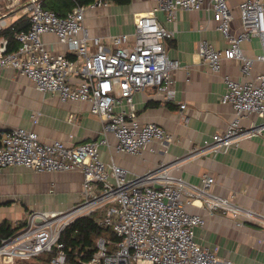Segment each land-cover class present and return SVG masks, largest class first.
I'll list each match as a JSON object with an SVG mask.
<instances>
[{"label": "built area", "instance_id": "2783aa9c", "mask_svg": "<svg viewBox=\"0 0 264 264\" xmlns=\"http://www.w3.org/2000/svg\"><path fill=\"white\" fill-rule=\"evenodd\" d=\"M111 2L94 0L85 5L75 1L61 15L45 7L43 0H0V32L20 10L29 18V27L15 32L18 49L8 50L9 39L0 38V66L30 78L43 93L58 94L63 101L88 102L90 111L103 119L105 135L69 145L59 139L43 141L36 130L23 126L0 131V171L23 166L39 172L79 170L84 175L79 202L64 210L31 211L24 223L18 222L14 233L0 235V260L17 264L48 252L51 264H66L61 235L77 218L90 216L99 225L112 228L120 239L98 237L97 252L83 264H233L196 240L195 229L206 224L207 216L189 207L200 201L207 215L221 211L239 226L249 219L264 224L262 212L212 192L215 178L210 174L204 176L202 185H196L175 174L167 162H160L131 175L114 157L104 161L100 147L111 146L110 133L116 139L114 149L123 155H141L150 144L166 146L173 141V135L160 124L139 119L134 101L135 94L146 87H153L168 102L176 99L174 72L181 62L168 55L166 41L174 31L161 24L157 10H165L169 20L180 9L211 12L228 46L221 50L203 39L199 55L213 73L222 71L225 60L236 59L245 76L240 80L224 75L221 101L233 105L235 116L227 129L217 131L203 148L191 149L189 156L195 158L205 150L224 152L238 147L244 138L262 134L264 123L253 121L244 126L241 121L252 114L264 116V71L254 72L256 63H264V0L240 3L238 30L228 0H159L151 12L137 17L133 37L115 34L106 41L91 34L85 18L89 8ZM47 33L55 34L66 51H50L43 39ZM254 37L261 41V52L249 56L242 45ZM185 107L182 103L181 108ZM38 116L39 112L32 115L34 122Z\"/></svg>", "mask_w": 264, "mask_h": 264}, {"label": "crops", "instance_id": "0c3cea01", "mask_svg": "<svg viewBox=\"0 0 264 264\" xmlns=\"http://www.w3.org/2000/svg\"><path fill=\"white\" fill-rule=\"evenodd\" d=\"M158 1L131 0L122 4L112 0L107 6L89 8L85 24L92 35L102 36L106 41L115 34L127 33L133 37L137 17L151 12ZM242 1L228 0L237 30L241 28ZM23 15L26 14L20 10L10 16V26ZM155 15L162 25L174 31L166 45L169 57L181 62L174 72L176 99L168 102L153 87H146L135 94L134 101L139 119L160 124L173 135V141L166 146L150 144L141 155H123L114 149L116 139L110 133L111 146L100 147L102 159L109 162L114 157L131 175L167 162L175 174L196 185H202L204 176L210 174L215 178L212 192L264 214V131L244 138L238 147L227 151L214 154L205 150L195 158L189 156L191 149L203 148L206 140L227 129L234 118L233 105L223 103L221 97L225 92V74L240 80L245 78L241 62L225 60L222 71L213 73L202 60L198 53L201 40L208 39L221 50L228 46L212 13L206 9H180L173 20L168 19L165 10H157ZM43 39L53 53L66 51L65 44L55 34L47 33ZM90 45L95 49L92 42ZM242 46L249 56L261 52L258 37ZM259 71H264V63L255 64L254 72ZM182 103L186 104L184 109ZM37 112L38 120L34 122L32 115ZM72 115L74 118L70 120ZM253 121L264 123V116L252 114L241 122L249 126ZM103 124V119L90 111L88 102L63 101L58 94L43 93L30 78L11 67L0 66V131L23 126L36 130L43 141L59 139L77 145L103 138ZM83 179L79 170L39 172L23 166L5 167L0 171V223L7 220L15 228L18 222H25L31 211L71 207L82 198ZM189 210L207 216L206 224L195 229L196 240L215 250L219 258L230 259L233 264H264L263 223L249 219L239 226L233 217L221 211L207 215L200 201Z\"/></svg>", "mask_w": 264, "mask_h": 264}, {"label": "trees", "instance_id": "16d2710c", "mask_svg": "<svg viewBox=\"0 0 264 264\" xmlns=\"http://www.w3.org/2000/svg\"><path fill=\"white\" fill-rule=\"evenodd\" d=\"M75 1L81 4H90L94 0H43L45 7L55 10L61 15H66V11L75 5ZM117 3H129L131 0H114ZM73 8V7H72ZM26 15L16 20L13 25L3 29L0 36L9 39L8 50L18 49L20 43L15 38V32L29 27ZM17 227H12L9 221L0 223V235L9 236L16 231ZM105 236L110 240H119V236L110 227L99 225L94 218L83 216L77 218L69 224L61 235V240L65 244L67 252L66 264H83V261H91L98 250L97 238ZM51 255L48 256L50 262Z\"/></svg>", "mask_w": 264, "mask_h": 264}, {"label": "rangeland", "instance_id": "374dc122", "mask_svg": "<svg viewBox=\"0 0 264 264\" xmlns=\"http://www.w3.org/2000/svg\"><path fill=\"white\" fill-rule=\"evenodd\" d=\"M18 15V14H17ZM11 19V18H9ZM3 170V169H2ZM50 255V253L48 252H45L41 255H38V256H35V257H32L31 259L29 260H21L19 261L17 264H51L49 261H48V256ZM4 259H1L0 260V264H4Z\"/></svg>", "mask_w": 264, "mask_h": 264}]
</instances>
